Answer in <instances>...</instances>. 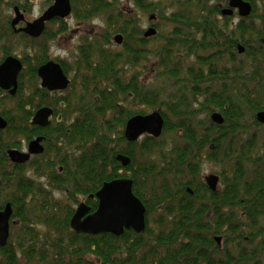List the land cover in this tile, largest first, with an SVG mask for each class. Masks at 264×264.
Wrapping results in <instances>:
<instances>
[{
    "label": "trees",
    "instance_id": "1",
    "mask_svg": "<svg viewBox=\"0 0 264 264\" xmlns=\"http://www.w3.org/2000/svg\"><path fill=\"white\" fill-rule=\"evenodd\" d=\"M31 1L0 0V63L16 41L26 49L17 95L0 89V114L9 122L0 130V209L11 203L14 210L0 264H264V123L257 119L264 111V0H246L248 17L224 15L229 0H133L157 16L158 33L148 39L116 1L73 0L79 23L107 12L108 35L86 39L76 62H63L74 75L61 98L47 97L37 71L50 59V41L68 26L59 20L58 33L48 27L39 38L16 32L6 11L19 5L28 15ZM119 33L123 49H108ZM151 58L157 69L146 83ZM47 103L75 120L32 126L34 111ZM133 103L161 111L159 138L126 139L128 120L145 113ZM215 112L223 124L212 120ZM36 135L46 137L45 153L12 163L7 150ZM119 154L131 158L128 167ZM209 162L222 168L216 191L202 176ZM123 177L133 179L147 208L145 232L73 231L80 198L96 210L91 195Z\"/></svg>",
    "mask_w": 264,
    "mask_h": 264
},
{
    "label": "water",
    "instance_id": "2",
    "mask_svg": "<svg viewBox=\"0 0 264 264\" xmlns=\"http://www.w3.org/2000/svg\"><path fill=\"white\" fill-rule=\"evenodd\" d=\"M253 6L246 0H229L228 6L222 9V13L232 16L235 10L241 17H248L252 13ZM15 17L12 26L17 32L39 38L45 31L47 22L60 18L66 19L71 15L72 7L70 0H54V3L37 19L28 21L24 27L17 29L16 26L21 21H25V14L15 7ZM155 17L151 16V20ZM157 29L151 26L144 34L146 38H150L157 34ZM117 44L123 43V35L115 36ZM239 52L243 53L245 47L239 45ZM23 62L20 57L9 55L0 64V88L9 91L15 95L18 91V79L23 69ZM39 76L42 79V86L51 91L66 89L70 83L69 78L65 74L60 63L50 61L39 68ZM52 109H40L33 120L34 124L46 126L49 123V117L52 115ZM212 120L218 124L224 123V117L221 113L212 114ZM257 119L264 123V111L257 114ZM7 121L0 115V129L7 127ZM165 127V119L160 110H155L149 114H136L131 117L124 130V136L130 142H135L144 135H150L159 138ZM43 138L39 137L33 140L29 145V151L21 152L19 150H10L9 157L14 163L27 162L32 154H39L44 151L41 144ZM117 159L124 167H127L131 158L124 154H119ZM206 183L212 191L218 189L220 176L211 173L205 177ZM94 195H92L93 197ZM99 200L98 209L90 212V207L86 202H82L75 215L71 220V228L77 233L100 234L112 233L117 236L124 234L126 230H134L137 233L145 232L147 227L146 212L147 208L142 200L134 193L133 180L128 177L114 179L105 182L96 193ZM13 217V208L10 203L0 211V246H6L10 237L11 219ZM216 242L221 245L222 237L217 236Z\"/></svg>",
    "mask_w": 264,
    "mask_h": 264
},
{
    "label": "rangeland",
    "instance_id": "3",
    "mask_svg": "<svg viewBox=\"0 0 264 264\" xmlns=\"http://www.w3.org/2000/svg\"><path fill=\"white\" fill-rule=\"evenodd\" d=\"M107 2H115L116 1V5L118 6L119 4H123L124 5V12L129 16V18L132 19L133 22H135L139 28V30H143V32L149 28L150 26L154 25V27L156 26V22H157V16H156V20L154 21H150L149 20V16L150 14L153 15V13H146L143 10H141L139 7L136 6V4L134 3L133 0H105ZM50 0H32L30 2V4H32V9L31 12L27 15L28 16V20L32 21L36 18H38L46 9V7L48 6L47 4H49ZM29 3V2H28ZM29 4V5H30ZM119 7V6H118ZM121 7V6H120ZM119 7V8H120ZM10 14L11 18L13 19L15 16V11L14 9H9L8 11H6ZM123 12V15H125V13ZM102 15V17L107 18L108 17V13L103 11L100 13ZM115 14L116 16H118L119 18H123L120 13H119V9L115 10ZM237 13H235L236 15ZM155 16V14H154ZM102 17H99L97 19H94L92 21L89 22H77L74 17H70L69 19L65 20V23L68 26V29L66 32L62 33V34H58L53 40L50 41L49 45H50V56L55 59H64L65 61H69L71 63H74V61H76L74 57V55H80L79 51H78V47L81 46L82 44H84V42H86L87 40L90 41H94L95 39L98 38H102V36L104 35H108V30H107V25L105 23V21L102 19ZM237 20V19H236ZM235 20V21H236ZM162 24L163 21L161 20ZM119 24H122V21L119 22ZM159 24V21H158ZM49 28L51 29L52 32L58 33L57 30L59 28V23L58 22H53L49 24ZM102 35V36H100ZM116 34H112L110 41L111 43L107 44L106 47L108 49L111 50H117V51H121L123 49L122 45H118L116 44V42L114 41V36ZM99 36V37H96ZM31 37V36H30ZM139 38H141L139 36ZM154 44L153 42L150 43V45ZM15 48H13V55L20 57V59L23 61V57H24V52L26 51V49H24L23 46L17 45V41L15 43ZM25 50V51H24ZM2 50L0 49V54H2L1 52ZM30 52V51H29ZM1 58V55H0ZM152 61H150V66H149V61L146 62V68L143 69L144 73H143V80H145L146 83L151 82V80L153 79V75L155 74V70L157 69L156 67H152L151 65L153 63V61H155L154 58H151ZM130 71H129V75L133 74L134 72V68L133 67H129ZM74 75V71H72L71 76ZM81 79V78H78ZM178 86L173 85L169 87V90L172 93H175ZM7 93V92H6ZM133 110H137V111H144V114H149L153 111H155L154 109H148V106L146 105H141V104H136L133 103L132 107ZM164 132V130H163ZM163 134V133H162ZM169 136L168 134L166 135V137ZM144 138V137H143ZM143 138H141L139 141L143 140ZM170 138V136L168 137V139ZM170 140V139H169ZM221 166L220 165H215L211 162L206 163L204 165V169L202 172V176L205 177L208 174L214 173L219 175L221 172ZM84 198H80V200H83ZM77 207V205H76Z\"/></svg>",
    "mask_w": 264,
    "mask_h": 264
},
{
    "label": "flooded vegetation",
    "instance_id": "4",
    "mask_svg": "<svg viewBox=\"0 0 264 264\" xmlns=\"http://www.w3.org/2000/svg\"><path fill=\"white\" fill-rule=\"evenodd\" d=\"M71 1V7H72V12H71V15L69 16V17H67L66 19H69L70 17H72L73 16V0H70ZM54 3V0H50V2H49V4H47L48 6L46 7V9H45V11L52 5ZM120 6L122 7V9L124 10V5L123 4H120ZM15 7H19V9L25 14V17H26V20L25 21H21L20 22V24L19 25H17L16 26V28L17 29H20L21 27H24L25 25H26V23L28 22V21H30V20H28V16H27V9H25V10H23V9H21L20 8V6L19 5H16V6H14V8L13 9H15ZM32 7V6H31ZM44 11V12H45ZM43 12V13H44ZM42 13V14H43ZM41 14V15H42ZM40 15V16H41ZM16 16V15H15ZM14 16V17H15ZM39 16V17H40ZM151 16H154V14L153 15H151L150 14V16H149V20L150 21H154V20H156V15L154 16L155 18L153 19V20H151ZM38 17V18H39ZM14 19V18H13ZM13 19H12V21H13ZM37 19V18H36ZM66 19H60V18H56V19H53V20H51V21H49V22H47V24H46V28H45V31H46V29L49 27V24L50 23H53V22H57V21H59V20H63V21H65ZM35 20V19H34ZM34 20H32V21H34ZM152 26H154V25H152ZM13 27V26H12ZM151 27V26H150ZM149 27V28H150ZM149 28H147L144 32H143V37L144 38H146L145 36H144V34H145V32L149 29ZM156 28V27H155ZM15 29V28H14ZM44 31V32H45ZM17 32V31H16ZM20 33H24V32H20ZM44 34V33H43ZM42 34V35H43ZM119 34H121V33H119ZM41 35V36H42ZM116 35H118V34H116ZM115 35V36H116ZM121 35H123V34H121ZM40 36V37H41ZM115 36H114V39H115ZM34 38V37H33ZM149 38V37H148ZM148 38H146V39H148ZM115 41V40H114ZM123 41H124V37H123ZM123 44V43H122ZM80 47V46H79ZM78 47V48H79ZM76 56L77 55H74V57H72V58H75L76 59ZM4 61V60H3ZM2 61V62H3ZM50 61H55V62H58V63H60L61 64V66H62V68H63V70H64V72H65V74L67 75V77L69 78V80H70V83H69V85H68V87L66 88V89H63V90H55V91H51V90H49L48 88H45V87H43L42 86V79L40 78V76H39V73H38V71H39V68L41 67V66H43V65H45V64H47L48 62H50ZM1 62V63H2ZM23 62V61H22ZM63 62H66L68 65H73L76 61H74V63H71V62H69V61H65L64 59H58V58H53V56L51 57L50 56V59L46 62V63H44V64H42L39 68H38V71H37V73H38V76H39V79H40V87L42 88V89H45L46 91H47V97L48 98H53V97H59V98H61L62 96H65V95H67V93L70 91V88H71V86H72V83H73V75L71 76V71H69V72H67V71H65V68H64V66H63ZM0 63V64H1ZM23 66H24V64H23ZM24 68V67H23ZM23 70V69H22ZM22 72V71H21ZM21 74V73H20ZM19 77H20V75H19ZM2 91H4V92H7L10 96H16L17 95V93H18V91H17V93L15 94V95H12L9 91H7V90H4V89H2V88H0ZM18 89H19V79H18ZM50 108V109H52L53 111H52V115L49 117V123H48V125H46V126H40V125H38V124H34L33 123V120H34V117H35V115H36V113L40 110V109H42V108ZM61 110L59 109V107L58 106H56V104H54V103H47V104H45V105H43V106H41V107H39V108H37L35 111H34V113H33V115H32V118H31V120H30V123H31V125L32 126H34V127H38V128H47V127H49V126H51L53 123H55V122H58V121H61V120H75V115H71V116H68V118L67 117H64L63 118V115H61ZM1 115V114H0ZM2 116V115H1ZM3 117V116H2ZM133 117V116H132ZM6 121H7V127H8V125H9V122H8V120L5 118V117H3ZM7 127L5 128V129H7ZM5 129H0V130H5ZM39 137H42L43 138V140H42V142H41V144L43 145V147H44V151L42 152V153H39V154H32L31 155V157H30V159L27 161V162H25V163H14V162H12L11 161V159H10V157H9V154H8V152L10 151V150H19V151H21V152H28L29 151V145H30V143L33 141V140H36V139H38ZM46 137L44 136V135H36V136H34V137H32L29 141H26V142H24V144L22 145V147H20V148H12V149H8L7 150V155H8V157H9V159H10V161L12 162V163H14V164H27L28 162H31V161H33V160H38V158L40 157V156H42L44 153H45V150H46ZM130 142V141H129ZM59 144H61V139H59ZM53 156L55 157V153H53ZM0 159H1V154H0ZM131 163V162H130ZM130 165V164H129ZM128 165V166H129ZM127 166V167H128ZM63 170V167H60L59 168V171H62ZM209 175V174H208ZM207 176V175H206ZM205 176V177H206ZM205 177H204V180H205ZM129 178V177H128ZM132 179V178H131ZM133 180V179H132ZM205 182H206V180H205ZM207 184V183H206ZM208 185V184H207ZM219 186V185H218ZM91 197H92V195H91ZM93 198H96V196L94 195L93 196ZM99 201V200H98ZM82 202H86V200H80V202H79V204L77 205V207H76V209H75V213H76V211H77V209H78V207H79V205L82 203ZM87 203V202H86ZM8 204V203H7ZM6 204V205H7ZM11 204V203H10ZM6 205H5V207H6ZM12 205V204H11ZM87 205H88V203H87ZM89 206V205H88ZM98 206H99V204H98ZM4 207V208H5ZM90 207V206H89ZM4 208H2V209H0V211L1 210H3ZM12 208H13V206H12ZM97 209H98V207H97ZM96 209V210H97ZM96 210H93L92 211V209H91V207H90V212H94V211H96ZM13 212H14V210H13ZM75 213H74V215H75ZM73 215V216H74ZM10 223H12V219H11V222ZM10 233H11V227H10ZM10 238V237H9ZM0 247H2V246H0Z\"/></svg>",
    "mask_w": 264,
    "mask_h": 264
}]
</instances>
